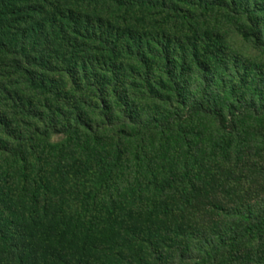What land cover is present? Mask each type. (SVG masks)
Instances as JSON below:
<instances>
[{"label":"trees","instance_id":"16d2710c","mask_svg":"<svg viewBox=\"0 0 264 264\" xmlns=\"http://www.w3.org/2000/svg\"><path fill=\"white\" fill-rule=\"evenodd\" d=\"M248 120L264 0H0V264H264Z\"/></svg>","mask_w":264,"mask_h":264},{"label":"rangeland","instance_id":"374dc122","mask_svg":"<svg viewBox=\"0 0 264 264\" xmlns=\"http://www.w3.org/2000/svg\"><path fill=\"white\" fill-rule=\"evenodd\" d=\"M239 42V41H238ZM246 53L250 51V44L245 42H239ZM238 124V123H237ZM244 125H239V137L234 138L233 141V150H237L241 148V154L250 164L246 165V167L250 170L256 169L257 178L255 179V183H253L254 187V196L253 197H263L264 196V121L262 122H253L248 120L243 123ZM218 124H215L217 126ZM213 126V124H211ZM156 136L153 134L150 136V146L153 145ZM62 139V136H54L52 140L54 142H58ZM253 164H256L254 166ZM245 165H238V173H242L245 176L246 171ZM252 168V169H251ZM249 170V171H250ZM241 177V176H240ZM217 197V195H216Z\"/></svg>","mask_w":264,"mask_h":264}]
</instances>
